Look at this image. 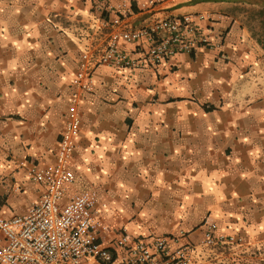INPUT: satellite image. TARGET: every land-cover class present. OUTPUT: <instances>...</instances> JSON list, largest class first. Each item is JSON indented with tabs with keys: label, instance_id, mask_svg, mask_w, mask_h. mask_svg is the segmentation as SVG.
Returning <instances> with one entry per match:
<instances>
[{
	"label": "crops",
	"instance_id": "obj_1",
	"mask_svg": "<svg viewBox=\"0 0 264 264\" xmlns=\"http://www.w3.org/2000/svg\"><path fill=\"white\" fill-rule=\"evenodd\" d=\"M136 13L130 28L156 18L215 13L201 29L219 48L143 62L147 44L122 43V68H101L82 102L77 184L110 202L107 224L133 237L190 236L207 224L243 239L230 252L197 247L194 264H264V75L248 5L234 0H166ZM259 6V5H258ZM106 0H0V211L23 213L39 192L19 165L50 161L64 131L82 54L106 48L115 16ZM244 95L240 98L239 91ZM249 91V93H247ZM15 178L17 192L4 184ZM67 199V200H68ZM7 202L17 204L15 210ZM177 234V235H176Z\"/></svg>",
	"mask_w": 264,
	"mask_h": 264
},
{
	"label": "built area",
	"instance_id": "obj_2",
	"mask_svg": "<svg viewBox=\"0 0 264 264\" xmlns=\"http://www.w3.org/2000/svg\"><path fill=\"white\" fill-rule=\"evenodd\" d=\"M142 12H151L166 0H139ZM107 11L115 16L102 22L109 30L106 48L95 55L82 54L66 113L64 131L52 148L50 161L29 165L19 171L36 186L39 196L23 213L0 211V264H194L197 247L214 248L239 244L242 238L218 231L215 223L206 226L200 243L176 244L174 235L133 237L126 228L107 224L110 202L96 188H85L67 198L77 184L75 154L80 147L82 102L96 92L101 68H122V43L147 44L143 62L159 64L169 56L219 48L201 29V24L220 17L215 13H189L156 18L141 28H130L136 13L127 0H106ZM17 192L15 178L4 182ZM68 199V200H67ZM9 210L16 203L7 202Z\"/></svg>",
	"mask_w": 264,
	"mask_h": 264
},
{
	"label": "rangeland",
	"instance_id": "obj_3",
	"mask_svg": "<svg viewBox=\"0 0 264 264\" xmlns=\"http://www.w3.org/2000/svg\"><path fill=\"white\" fill-rule=\"evenodd\" d=\"M246 5H248V7L245 9V11L243 13H245L246 15L249 16V21H250V25L253 31V37L255 39V41L258 43V46L260 48V51L262 53H264V15L261 14L262 12V8L256 4H249V3H244ZM263 65H264V55L261 59ZM260 80L259 85L257 86L256 89H253L251 92L253 94V98L252 100L254 101L256 98L259 97H263L264 96V75L262 76V78L258 79ZM247 93H249V91H247ZM244 95V92L242 90L239 91V96L238 98L242 97ZM191 232L188 233L185 230H182L179 233V236H185L188 237L190 236ZM177 235V234H176ZM241 238V237H240ZM200 243V242H199ZM243 239L241 240V242L239 244H228V245H220L214 248H209V256H212V253L210 252V249H215V250H224L226 252H230L232 248H235V246L237 245H241L243 244ZM203 248V247H202ZM218 248V249H217ZM208 249V248H206Z\"/></svg>",
	"mask_w": 264,
	"mask_h": 264
},
{
	"label": "trees",
	"instance_id": "obj_4",
	"mask_svg": "<svg viewBox=\"0 0 264 264\" xmlns=\"http://www.w3.org/2000/svg\"><path fill=\"white\" fill-rule=\"evenodd\" d=\"M234 1L259 5L262 8L261 14L264 15V0H234Z\"/></svg>",
	"mask_w": 264,
	"mask_h": 264
}]
</instances>
